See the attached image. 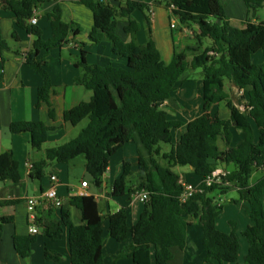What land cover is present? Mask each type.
Listing matches in <instances>:
<instances>
[{"label":"trees","instance_id":"1","mask_svg":"<svg viewBox=\"0 0 264 264\" xmlns=\"http://www.w3.org/2000/svg\"><path fill=\"white\" fill-rule=\"evenodd\" d=\"M49 0H0V10L15 15L18 28L34 36L26 64L37 73L43 84L38 90L36 107L47 105L51 119L55 111L50 102L52 86L36 64L41 52L47 56L52 50L62 49L76 38L82 29L75 23L62 20V9L56 5L48 15L52 36L43 39L36 25L26 24L34 17V11ZM150 1L171 10L182 26L198 28L196 38L203 43L209 40L202 53L193 56L188 51L176 53L170 64L162 59L153 39L149 13ZM248 8V19L243 28L233 27L220 0H80L78 3L90 9L94 26L89 34L90 47L103 42L111 44L114 56L123 67L90 65L88 44L81 43L80 61L84 75L79 83L93 93L89 102H82L65 111V121L77 126L85 120L89 124L73 140L45 150V158L33 164L30 176L36 180L44 177L51 163L70 164L80 156L86 160V172L94 177V184L101 188L103 178L110 168L111 159L127 144L137 145L139 167L132 171L130 163L123 164L122 175L112 187V198L126 203L137 193L146 192L149 200L138 221L129 225V207L108 215V236L123 244L124 248L112 264L119 259H131L133 264H181L187 245V232L198 220L202 229V245L205 252L203 264H236L239 259L240 241L233 231L225 234L217 229V219L223 206L213 197L214 192L226 195L237 189L239 200L251 221L242 235L248 243L243 264H264V64L256 66L253 57L264 55V21L254 22L264 0H242ZM141 12L148 23V41L140 45L136 36L141 25L133 15ZM126 22L123 32L130 38L123 41L118 33V23ZM15 37V34H14ZM9 50L0 27V51ZM194 52L195 49H188ZM201 70L203 89V114L185 124L172 121L163 108L188 71ZM3 74L0 73V84ZM235 83L240 89L250 88L246 95L245 111L237 108L225 91V81ZM225 104L230 110L229 120L211 110ZM235 124L244 133V140L230 150L220 151L218 140L226 135L227 128ZM186 127L178 142L173 132ZM56 128L42 122H15L10 124L12 135L29 134L34 151H42L48 143L49 132ZM228 143V142H226ZM162 144L171 145L170 152H163ZM165 162V164L162 163ZM220 165H234L236 170L222 178L221 184L206 187V180ZM191 167L200 178L199 191L186 202L181 197L184 187L173 168ZM262 176L253 182L256 172ZM0 181L13 187L22 183L19 163L13 152L0 155ZM21 201L8 202L17 205ZM77 208L83 216L81 225H74L70 208ZM53 207L48 208V216ZM58 220H36L34 225L50 239L67 233L72 264H105L104 228L101 219H94L99 203L94 196H72L63 204ZM14 217L0 219V239L5 226ZM235 226V225H233ZM37 235H15L16 253L29 259ZM48 262L60 264L63 255L45 248Z\"/></svg>","mask_w":264,"mask_h":264},{"label":"crops","instance_id":"2","mask_svg":"<svg viewBox=\"0 0 264 264\" xmlns=\"http://www.w3.org/2000/svg\"><path fill=\"white\" fill-rule=\"evenodd\" d=\"M79 1L49 0L39 5L34 11V17L38 20L36 26L41 29L44 40H48L52 36L48 15L56 5H59L62 9V20L64 22L75 23L82 29V32L65 44L62 49L52 50L47 56L44 52H41L36 59L38 68L43 71L47 82L52 86L50 102L55 111L54 120L50 118L47 105L43 104L40 108L36 107L38 90L43 84V79L30 69L25 61L26 54L30 51L35 38L28 34L26 30L18 28L15 15L12 12L5 9L0 10V27L2 35L9 46V50L0 51V73L3 74V80L0 84V155L5 152H13L16 161L19 163L22 175V183L17 187H13L9 182L0 181V219L2 217H14V222L5 226L4 235L0 239V264H55L46 260V247L63 255V262L60 264H72L67 233L50 239L44 234L40 235L41 229L35 225L39 229V232L36 234L38 239L33 246L31 257L29 259H22L14 248L13 239L15 235H30L31 223L28 220L29 213L25 202L26 199L39 197L46 192L51 186L50 177L53 175L61 179V183L57 185L56 189L64 204L72 196H94L98 201L99 210L94 219H101L103 223L105 264H112L124 248L123 244L116 242L108 236V215L117 212L122 206H128L129 225L133 226L144 209V203L135 197H133L131 202L126 203L125 200L117 201L113 199L111 195L113 184L121 177L125 162L131 164L133 172L137 173L138 171L139 156L137 147H130V154L125 153L127 150L126 146H135L136 144L134 143L127 144L111 159L110 168L103 178L101 188L96 187L94 182H90L86 178V163L83 161L84 167L81 180L73 181L67 178L70 174L67 168L71 166L70 164L74 165V162L78 159L72 161L70 164L51 163L48 166L49 171H46L47 168L45 169L44 177L41 180H36L30 176L31 170L29 165L43 160L46 149L63 145L75 139L89 124V120L88 122L85 120L77 126H72L64 118L65 111L74 108L82 102H89L93 96L91 91L78 82L84 75L83 69L76 65L80 61L79 44H90L89 34L94 26L92 11L79 4ZM125 1L128 0H123V2ZM220 2L225 7L231 25L236 28H243L245 21L248 19V8L242 0H229V4L222 0ZM149 5L151 6L149 17L153 39L166 64L172 62L176 53L188 51L187 53L191 58V56L202 53L210 46L211 42L209 40H204L200 44L196 38V32L190 30L191 28L189 27L182 26L171 10L158 5L154 1H150ZM133 18L141 25L140 32L136 36V41L140 45H145L148 41L149 29L146 17L143 13L137 12L133 15ZM173 21L176 22V28L171 27ZM254 22H259L257 17ZM26 24H30V22L28 21ZM126 25V22L120 21L117 28V33L123 41L130 40L123 32ZM91 48L94 52L104 50L105 55L100 59H95L88 55L87 62L90 65L102 67L115 65L116 57H114L109 43L103 42ZM188 49H195V51L190 52ZM194 82H196L195 88L192 85ZM202 89V78L199 81H194L188 72L184 74L180 79V84L176 91L163 106L168 112L169 119L188 124L201 116L203 114ZM249 90L250 88L240 89L232 81H225V91L229 95L230 100L237 108L243 111H245L244 105L247 103L246 95ZM210 114L212 116L218 115L223 120H229L231 117V112L225 104L216 105ZM15 122H42L47 127L56 129L49 132L46 147L44 146L43 150L38 152L31 148L29 134L12 135L10 133L9 126ZM185 130L186 127H182L176 131V135L175 132L173 133L175 144ZM243 140L244 133L235 124H231L227 128L226 135L218 140V147L220 151L230 150ZM118 156H120V159L115 164V168L113 162ZM63 165L69 167H64ZM186 168H183L184 171L181 174L175 173L180 176L183 183L198 187L201 183L200 178L196 174L197 178H193L190 174L193 172L192 168L188 167L189 170L185 171L187 170ZM216 170L230 173L235 171L236 167L234 165H220ZM84 180L89 182L86 188H82L81 186ZM93 187H96L100 192L94 193L92 191ZM109 188H111L110 192ZM232 189L235 188H231L230 190ZM14 200H20L21 202L17 205L8 204V202ZM112 200L117 204L116 210L113 211L109 204ZM106 204H108L109 208H107ZM239 204L243 205L242 202ZM47 211H49L47 207L40 205L37 208L36 220L51 221V219H59L60 211L58 209H53L52 214L49 216ZM70 212L73 224L81 225L83 223L82 213L75 207H71ZM197 223L199 221L194 220L190 228ZM245 225L247 228L251 225V221L248 220L245 222ZM190 228L187 232V245L183 252L181 264H203L205 257L202 245L203 236L200 233H191ZM247 252L248 243L247 245H242L240 242L239 259L236 264H239L240 258H245ZM117 264L133 263L131 259H119ZM212 264L218 263L214 262Z\"/></svg>","mask_w":264,"mask_h":264},{"label":"rangeland","instance_id":"3","mask_svg":"<svg viewBox=\"0 0 264 264\" xmlns=\"http://www.w3.org/2000/svg\"><path fill=\"white\" fill-rule=\"evenodd\" d=\"M222 1L226 2L227 4H229V0H222ZM257 19L259 20V22L260 21H264V7L260 8L258 10ZM190 30H193L194 32H197L198 28L195 25H192ZM141 33H143V32H141ZM107 43H109V42H107ZM84 44H87V43H84ZM88 45L89 46L87 48L90 51V55L89 56H92L95 59H97V58L100 59L102 56L105 55L104 50H100L99 52L98 51L94 52V50H92V48L90 47V44H88ZM110 45L111 44L109 43V46ZM253 64L256 65V66H261V65L264 64V56H263L262 52L256 54L253 57ZM114 66L123 67L124 65H123V63L121 61H119L116 58ZM188 73L190 74L191 79H193L194 81H199L202 78L200 69L195 70V71H188ZM192 85H193V88H195L196 87V82H194ZM87 122H88V120H87ZM174 132H175V135H176V131H174ZM52 144H53V142H52ZM44 146L46 147V144ZM161 146H162L163 152H170L171 145L162 144ZM126 147H127V150H126L125 153L126 154H130V152H131L130 147H137V146L136 145L135 146L127 145ZM119 157L120 156L115 158V160L113 162L114 163L113 165H114L115 168H116L115 164L120 159ZM77 159L78 160L75 159L76 162H74L75 163L74 165L70 164L71 165L70 167L67 166V165H63L64 167H69V168H67V169H69V173H70L69 176L67 177L69 180H73V181H77L78 179L81 180V178L83 176L82 172H83L84 165L82 164V161L84 163H86L85 157L84 156H80ZM162 163L165 164L164 161H162ZM183 168L184 167H175V168H173V171L176 172L177 174H181V172L184 171ZM186 169L187 170H185V171L189 170L188 167ZM46 171H49L48 167H47ZM190 174H191V176L193 178L194 177L197 178V176L195 175L194 172H191ZM261 176H262V172L261 171L260 172H256L254 174L253 178H252V181L256 182ZM110 190H111V188H109V192H110ZM92 191L94 193H99L100 192L96 187H93ZM213 197L216 199V201H217V203L219 205L223 206L222 214L217 219V229L220 232L225 233V234H230V233H232L234 231L236 236L238 237L239 241L242 243V245H245V244L247 245V241L243 237L242 232L246 229L245 222H247L249 219H248L247 214H246V212H245V210L243 208V205L239 204L241 202H239V203L235 202V201L239 200V194H238L237 190L232 189L226 195H221L219 192H214L213 193ZM109 204H110V207L112 208V211L116 210L117 204H116L115 201L112 200V201L109 202ZM106 206H107V208H109L108 204H106ZM233 225H235V226H233ZM190 231H191V233H200V234H202L201 225L199 223H197L195 226L190 228ZM42 234H43V231L41 230L40 235H42ZM39 237H41V236H39ZM243 263H244V258H240L239 264H243Z\"/></svg>","mask_w":264,"mask_h":264},{"label":"built area","instance_id":"4","mask_svg":"<svg viewBox=\"0 0 264 264\" xmlns=\"http://www.w3.org/2000/svg\"><path fill=\"white\" fill-rule=\"evenodd\" d=\"M111 1V0H110ZM30 23L32 25H36L38 23V20L36 17H33L30 20ZM172 28H176V22L173 21L171 24ZM30 170L33 169V165H29ZM227 174H229L226 171L222 170H215L212 175L206 180V187H211L214 184H221L222 178L225 177ZM51 180V186L50 188L44 192L39 197H31L26 199V206L29 213V222L30 225V234L36 235L39 232V229L34 225V222L36 221V214H37V208L40 205H44L47 208L53 207L56 209H59L64 204L62 198L57 193V185L61 183V179L53 175L50 177ZM89 182L87 180H84L81 184L82 188H86L88 186ZM182 185L184 187V192L181 197L182 202H186L188 199H190L195 193L199 191V186L195 187L189 184H185L182 182ZM135 198L139 199L142 203H146L149 200V194L146 192L137 193L134 195Z\"/></svg>","mask_w":264,"mask_h":264},{"label":"water","instance_id":"5","mask_svg":"<svg viewBox=\"0 0 264 264\" xmlns=\"http://www.w3.org/2000/svg\"><path fill=\"white\" fill-rule=\"evenodd\" d=\"M86 178H87L90 182H94V177H93L91 174L87 173V174H86Z\"/></svg>","mask_w":264,"mask_h":264}]
</instances>
